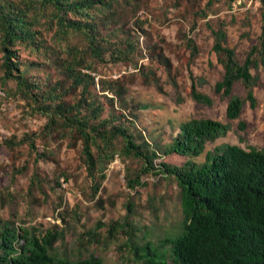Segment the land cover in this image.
<instances>
[{
    "label": "rangeland",
    "instance_id": "1",
    "mask_svg": "<svg viewBox=\"0 0 264 264\" xmlns=\"http://www.w3.org/2000/svg\"><path fill=\"white\" fill-rule=\"evenodd\" d=\"M208 1L120 0L110 24L98 27L111 42L120 38L118 46L130 42L131 52L128 56L122 52L117 61L105 55L102 62L93 63L94 72L86 68V59L84 66L75 68L95 77L98 86L94 95L106 103V99L111 100L113 107L108 106L107 115H112L113 125H124L137 143L145 141L158 151L155 167L161 162L181 166L187 160L163 152L179 133L181 123L190 119L206 118L228 125L225 136L205 144L203 155L194 159L198 163L204 161L205 153L224 144L264 148V67L258 71L260 85L254 89L256 106L246 104L237 120L226 119L228 99L213 91L223 68L212 50V30L223 25L226 45L242 61L260 35V2L215 0L207 8ZM198 10H205L206 18L196 16ZM33 14L39 19L34 29L43 44L40 51L20 44L13 47L17 61L23 64L20 69L26 68L29 81L43 90L59 83L64 87L71 81L54 59H69L68 49L84 47L83 38L69 32L60 40L49 12ZM186 37L197 47L194 58L186 48ZM2 62L0 49V77ZM31 63L39 66L28 65ZM191 78L196 90L212 99L211 106L190 97ZM14 88L12 81L0 86V229L7 225L35 228L40 234L48 230L58 233L61 238L54 243L52 255L71 262L92 255L103 264H143L138 257L147 244L171 262L168 240L182 230L175 180L141 174V185L131 188L127 178L138 173L142 163L117 153L105 165L104 179L96 174L100 186L94 194L81 141L59 126L52 132L44 129L45 117L11 92L5 95L4 91ZM79 91L63 93V102L73 104ZM232 95L244 96L239 83L234 84ZM239 121L245 123L244 130L238 129ZM26 135L35 139L34 151L27 144L9 148L5 143L18 142ZM120 148L118 141L115 149Z\"/></svg>",
    "mask_w": 264,
    "mask_h": 264
},
{
    "label": "trees",
    "instance_id": "2",
    "mask_svg": "<svg viewBox=\"0 0 264 264\" xmlns=\"http://www.w3.org/2000/svg\"><path fill=\"white\" fill-rule=\"evenodd\" d=\"M119 1L0 0V49L3 54L0 86L12 81L15 88L4 91L5 95L11 92L28 103L31 110L45 117L44 129L52 132L59 126L81 141L83 163L94 194L100 186L96 174L100 180L104 179V167L117 153L142 163L139 172L127 178L131 188L141 185V174L162 175L175 180L182 230L168 240L172 260L168 262L163 253L147 244L138 257L143 264H264V148L243 149L224 144L205 153L204 161L198 163L194 159L203 155L205 144L225 136L228 125L206 118L190 119L181 123L179 133L163 152L187 160L181 166L161 162L155 167L158 151L145 141L137 143L124 125H113L112 115H107L108 106L113 107L111 100L106 99V103L92 93L98 86L93 75L75 70L84 66L86 59V68L94 72L93 63L102 62L105 55L117 61L122 52H126L125 56L131 52L130 42L118 46L120 38L111 42L98 27L110 24ZM213 1L206 3L207 8ZM235 1L228 0L229 4ZM259 2L263 22L260 35L242 61H238L234 49L226 45L223 25L212 30V50L223 68L222 78L214 84L213 91L228 99L225 117L229 121L239 119L246 104L250 108L256 106L254 89L260 85L258 71L264 67V0ZM35 12L50 13L56 28L54 33L60 40L69 32L83 38L84 47L68 49L69 59H54L65 78L71 81L64 87L59 83L47 85L43 90L36 82L29 81L26 68L20 69L23 64L17 61L13 47L20 44L40 51L43 44L34 29L39 22ZM206 15L205 10L196 13L201 19ZM185 44L190 57L194 58L197 54L194 40L186 37ZM28 65L39 66L36 63ZM236 83L242 86L243 97L232 95ZM78 89L79 96L73 104L63 102V93ZM189 94L199 104L211 106L213 103L209 96L196 90L194 78H191ZM237 127L244 130L245 123L239 121ZM34 140L26 135L18 142L8 140L5 143L9 148L27 144L29 150L34 151ZM118 141L120 150L115 149ZM37 156L42 158L40 154ZM60 238V234L50 230L40 234L35 228L15 229L5 225L0 229V264H103L92 255L75 262L54 257L53 246Z\"/></svg>",
    "mask_w": 264,
    "mask_h": 264
}]
</instances>
